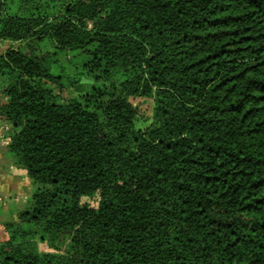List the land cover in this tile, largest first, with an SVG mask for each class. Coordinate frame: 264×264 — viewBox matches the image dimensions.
I'll return each mask as SVG.
<instances>
[{"label": "trees", "instance_id": "obj_1", "mask_svg": "<svg viewBox=\"0 0 264 264\" xmlns=\"http://www.w3.org/2000/svg\"><path fill=\"white\" fill-rule=\"evenodd\" d=\"M22 2L0 16L25 42L0 52V117L35 188L0 264H264V0ZM44 38L111 88L55 99L52 53L26 47Z\"/></svg>", "mask_w": 264, "mask_h": 264}, {"label": "rangeland", "instance_id": "obj_2", "mask_svg": "<svg viewBox=\"0 0 264 264\" xmlns=\"http://www.w3.org/2000/svg\"><path fill=\"white\" fill-rule=\"evenodd\" d=\"M29 6L23 5L22 0H2L0 3V16L6 13H27ZM5 44V48L10 45L23 46L25 42L14 43L13 41H2ZM29 49L39 54L43 52L52 53L49 55V65L53 73L60 74L62 77V84L57 85L54 83H48L54 98L58 100H67L72 97L80 96L90 90L93 85L100 87L111 88V85L115 81V76L109 73L99 71V73L91 72L81 63L84 60L83 57L77 52L67 50L63 52H55L56 45L52 38L31 39L28 43ZM25 47V48H26ZM0 47V52L5 49ZM23 51H27L22 49ZM6 81V76L0 78V82ZM0 97L2 94L0 93ZM130 101L136 105L139 118L136 121L137 127L143 128L151 121V108L152 101L149 98L133 97ZM4 129V128H3ZM8 131V130H6ZM5 131V132H6ZM10 155V154H9ZM5 167V164H4ZM19 168V167H18ZM4 173L6 174V168ZM35 185L31 183L29 178L18 177L16 178L13 187H9L7 191L3 188L0 189V239L6 238V232L3 224L9 221L18 220V212L22 210L33 193ZM66 236L52 235L46 237L45 240L39 238L36 239L37 246L40 250L52 251L54 246L64 247L66 244Z\"/></svg>", "mask_w": 264, "mask_h": 264}, {"label": "crops", "instance_id": "obj_3", "mask_svg": "<svg viewBox=\"0 0 264 264\" xmlns=\"http://www.w3.org/2000/svg\"><path fill=\"white\" fill-rule=\"evenodd\" d=\"M0 47L5 48V44L2 43L1 40ZM8 127V122L4 118L0 117V189L4 188L6 191L9 187H13L16 178L23 177L24 180L27 178L24 170L13 164L12 158L6 149L5 141L7 140L6 130ZM5 168L7 171L6 174L4 173Z\"/></svg>", "mask_w": 264, "mask_h": 264}]
</instances>
